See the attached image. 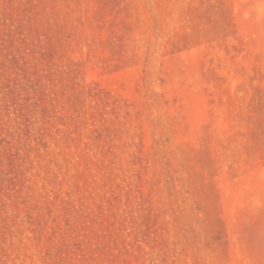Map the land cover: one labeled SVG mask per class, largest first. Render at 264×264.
Here are the masks:
<instances>
[{"label": "rangeland", "instance_id": "1", "mask_svg": "<svg viewBox=\"0 0 264 264\" xmlns=\"http://www.w3.org/2000/svg\"><path fill=\"white\" fill-rule=\"evenodd\" d=\"M0 264H264V0H0Z\"/></svg>", "mask_w": 264, "mask_h": 264}]
</instances>
